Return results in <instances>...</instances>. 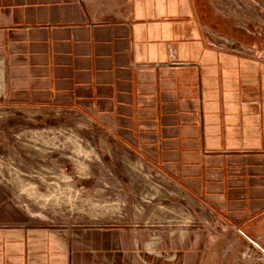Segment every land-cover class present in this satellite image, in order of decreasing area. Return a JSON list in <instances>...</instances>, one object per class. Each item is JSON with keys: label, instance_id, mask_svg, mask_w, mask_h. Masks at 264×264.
<instances>
[{"label": "crops", "instance_id": "1", "mask_svg": "<svg viewBox=\"0 0 264 264\" xmlns=\"http://www.w3.org/2000/svg\"><path fill=\"white\" fill-rule=\"evenodd\" d=\"M244 2L264 25V0ZM219 4L0 0V103L89 118L219 226L264 236V30ZM147 240L34 221L0 179V264H204L209 245L201 227Z\"/></svg>", "mask_w": 264, "mask_h": 264}, {"label": "rangeland", "instance_id": "2", "mask_svg": "<svg viewBox=\"0 0 264 264\" xmlns=\"http://www.w3.org/2000/svg\"><path fill=\"white\" fill-rule=\"evenodd\" d=\"M217 1L233 23L255 34L264 30L245 0ZM0 179L42 224L135 228L151 253L167 234L201 227L209 236L204 264H264V236L219 226L123 142L69 111L0 103Z\"/></svg>", "mask_w": 264, "mask_h": 264}, {"label": "built area", "instance_id": "3", "mask_svg": "<svg viewBox=\"0 0 264 264\" xmlns=\"http://www.w3.org/2000/svg\"><path fill=\"white\" fill-rule=\"evenodd\" d=\"M254 57L256 60H263L264 59V53L260 52L258 54L253 53ZM156 238H153L152 240H155ZM143 264H146L145 262Z\"/></svg>", "mask_w": 264, "mask_h": 264}]
</instances>
